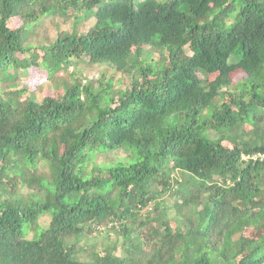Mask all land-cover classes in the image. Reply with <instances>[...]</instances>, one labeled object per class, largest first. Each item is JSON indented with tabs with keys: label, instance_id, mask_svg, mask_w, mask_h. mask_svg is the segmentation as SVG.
I'll return each mask as SVG.
<instances>
[{
	"label": "trees",
	"instance_id": "trees-1",
	"mask_svg": "<svg viewBox=\"0 0 264 264\" xmlns=\"http://www.w3.org/2000/svg\"><path fill=\"white\" fill-rule=\"evenodd\" d=\"M0 264H264V0H0Z\"/></svg>",
	"mask_w": 264,
	"mask_h": 264
},
{
	"label": "rangeland",
	"instance_id": "rangeland-1",
	"mask_svg": "<svg viewBox=\"0 0 264 264\" xmlns=\"http://www.w3.org/2000/svg\"><path fill=\"white\" fill-rule=\"evenodd\" d=\"M92 13L93 12H86L85 14H83L81 17H78L76 19V21L79 20V24L84 26L82 27L81 29H78L76 30L77 32H85L88 27L87 25L90 23L91 24V21L90 19H92ZM57 15V16H56ZM49 21H50V25L52 27H49V23H47V19H43V26L42 27L41 25H37L35 27V31L34 29H32V33L31 35L29 36V38L27 39V41L29 43H36L37 41H41L45 38V34L47 32L49 38H54L56 36V34L59 32V33H71V32H74L75 31V27H73V22L75 20H73L74 18H69L66 20L67 23L63 22V18H61L59 16V14H55V15H49L48 17H46ZM63 22V23H62ZM59 23H61V29L60 31H57L55 28H59ZM10 25H12V27H16L17 26V21L15 20H11L10 21ZM89 26V25H88ZM44 29V31L42 30ZM46 31V32H45ZM37 32V33H36ZM131 50L134 49L133 46H131L130 48ZM84 67L83 70L86 69V64L85 63H82ZM90 69V67H88ZM71 70L72 69H68L67 71H62L59 75V78H64V79H67V81L69 80H72L73 77L71 76ZM103 71V69H100L99 70H94L93 72L92 71H89L88 74L86 73H83V77H87L88 80L90 79L93 83H94V86L97 87L99 84L97 82L98 80V77H99V72L101 73ZM107 76L109 77L110 75L107 74ZM47 78V75L44 71H41V73H35V72H32V71H28V73H23V74H20L19 76V79L22 80L21 82V85L24 86V87H27L30 89V91L33 92V97L35 98L36 101H40L46 94L48 93H51V94H54L56 93L55 91H53L51 88H50V84H49V81ZM125 84L126 83V79L120 74V72L118 71L117 75L115 76V80H114V84H113V90L115 91H119L120 90V87L122 86V84ZM243 133L244 135L246 136H249L251 133H252V128L250 126H245L243 128ZM184 176H182L180 174V172L178 171H175L174 174L172 175V181H173V184L175 182H181L183 180ZM187 177H185L186 179ZM176 184V183H175ZM14 191H19V192H22L23 191V187H21L20 185H18L17 187H14L13 189ZM172 200H176V198L173 197ZM47 203L48 205H50V200L47 199ZM49 222V218L48 216H44L40 219L39 221V226L41 228L45 227ZM170 226H174V224L171 222L170 223ZM255 233H252L251 231L250 232H244L243 235L244 236H247V237H253ZM34 232L30 231L28 234H27V238L28 239H31L34 237ZM79 245L82 246V244L80 243ZM87 247V246H86ZM112 250V247L111 246H105V247H102V248H99L96 250L95 253H98L100 255V257H104L105 255L107 254H110ZM90 252V251H89Z\"/></svg>",
	"mask_w": 264,
	"mask_h": 264
}]
</instances>
